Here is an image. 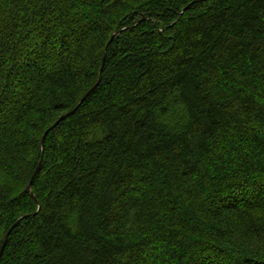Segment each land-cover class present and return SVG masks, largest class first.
<instances>
[{"label": "trees", "instance_id": "obj_1", "mask_svg": "<svg viewBox=\"0 0 264 264\" xmlns=\"http://www.w3.org/2000/svg\"><path fill=\"white\" fill-rule=\"evenodd\" d=\"M194 1L0 0V264H264V0Z\"/></svg>", "mask_w": 264, "mask_h": 264}, {"label": "water", "instance_id": "obj_2", "mask_svg": "<svg viewBox=\"0 0 264 264\" xmlns=\"http://www.w3.org/2000/svg\"><path fill=\"white\" fill-rule=\"evenodd\" d=\"M195 1H198V0H195ZM194 1V2H195ZM104 57H105V55H104ZM99 82H100V77L98 78V80L96 81V83L81 97V99L78 101V104L72 109V110H70L69 112H67V113H65V114H63V115H61L59 118H58V120L48 129V130H50V129H53V128H55L56 127V125L61 121V120H63L66 116H68V115H70L72 112H74V110L84 101V99H86V97L87 96H89L90 95V93H92V91L97 87V85L99 84ZM42 143H43V139H42ZM39 164H40V161H39V163H38V165H37V167H36V169H35V171H34V173H33V175L31 176V179H30V182L28 183V185H27V187H26V190L29 192V194L34 198V195L32 194V192H31V181L33 180V178L35 177V174H36V172H37V170H38V168H39ZM18 222V221H17ZM14 226H16V223L10 228V230L5 234V236H4V239H3V245H2V248L4 247V245H5V243H6V239H7V237H8V235H9V233H10V231L14 228ZM0 254H1V251H0Z\"/></svg>", "mask_w": 264, "mask_h": 264}]
</instances>
